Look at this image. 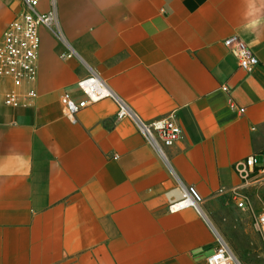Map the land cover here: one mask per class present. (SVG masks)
<instances>
[{"label": "crops", "instance_id": "0c3cea01", "mask_svg": "<svg viewBox=\"0 0 264 264\" xmlns=\"http://www.w3.org/2000/svg\"><path fill=\"white\" fill-rule=\"evenodd\" d=\"M55 4L60 30L40 29L36 80L0 79V264H208L233 165L264 151V0ZM23 8L0 0V42ZM233 35L259 58L251 71L225 44ZM92 72L142 120L176 119L167 158L112 98L67 117L63 94L85 99L78 81ZM14 89L22 105L7 102ZM182 184L202 211L169 210Z\"/></svg>", "mask_w": 264, "mask_h": 264}, {"label": "built area", "instance_id": "2783aa9c", "mask_svg": "<svg viewBox=\"0 0 264 264\" xmlns=\"http://www.w3.org/2000/svg\"><path fill=\"white\" fill-rule=\"evenodd\" d=\"M21 1L23 10L9 22L0 42V79L10 80L15 88L22 87L27 81L36 80L41 47L40 29L47 27L60 30L55 0H50L47 10L40 8L45 0ZM224 42L237 57L239 65L247 71L260 63L257 55L241 37L233 35ZM78 86L85 93V99L76 101L68 93L62 96L65 114L72 120H76L78 113L88 105L112 98L119 105L118 117H132L140 133L164 158H167L166 148L175 145L183 137L181 125L172 116H163L152 121L139 118L99 73H90L78 81ZM35 95L34 91H29L25 97ZM23 98L24 95L15 89L6 93L7 102L12 106L22 105ZM233 168L239 183L223 188L222 192H231L238 207L244 209L248 207V198L242 191L252 179L264 174V151L252 153L236 161ZM204 201L205 198L195 185L182 184L180 197L170 202L169 210L176 212L193 207L202 211ZM255 228L264 235V211L256 216ZM233 263L234 256L224 242H219L218 247L208 257V264Z\"/></svg>", "mask_w": 264, "mask_h": 264}, {"label": "rangeland", "instance_id": "374dc122", "mask_svg": "<svg viewBox=\"0 0 264 264\" xmlns=\"http://www.w3.org/2000/svg\"><path fill=\"white\" fill-rule=\"evenodd\" d=\"M242 193L248 198L244 209L238 207L231 192L220 194L218 206L231 212L217 215L225 222L219 239L230 248L234 263L264 264V235L255 228L256 216L264 211V174L252 179Z\"/></svg>", "mask_w": 264, "mask_h": 264}]
</instances>
